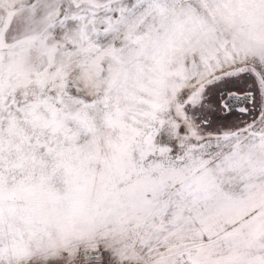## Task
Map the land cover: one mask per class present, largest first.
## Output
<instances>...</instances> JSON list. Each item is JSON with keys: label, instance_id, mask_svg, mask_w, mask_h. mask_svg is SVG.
<instances>
[{"label": "snow or ice", "instance_id": "snow-or-ice-1", "mask_svg": "<svg viewBox=\"0 0 264 264\" xmlns=\"http://www.w3.org/2000/svg\"><path fill=\"white\" fill-rule=\"evenodd\" d=\"M0 264H264V0H0Z\"/></svg>", "mask_w": 264, "mask_h": 264}]
</instances>
